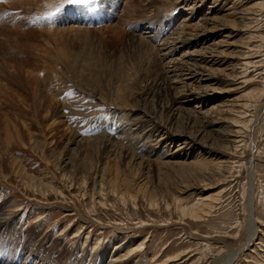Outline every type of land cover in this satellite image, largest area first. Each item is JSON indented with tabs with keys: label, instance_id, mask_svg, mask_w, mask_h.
<instances>
[{
	"label": "rangeland",
	"instance_id": "obj_1",
	"mask_svg": "<svg viewBox=\"0 0 264 264\" xmlns=\"http://www.w3.org/2000/svg\"><path fill=\"white\" fill-rule=\"evenodd\" d=\"M29 1L0 0V203L10 211L0 264H106L114 250L109 264H264V0H214L210 15L225 30L214 38L226 41L213 48L226 60L213 65L212 99L190 115L172 113V88L156 92L168 58L141 41L190 31L213 0L193 19L178 0H103L51 20L38 18L55 0ZM153 119L194 134L198 148L170 159L152 138H125L135 120L148 128ZM101 135L116 149L100 145ZM115 174L132 190L114 194Z\"/></svg>",
	"mask_w": 264,
	"mask_h": 264
},
{
	"label": "bare ground",
	"instance_id": "obj_2",
	"mask_svg": "<svg viewBox=\"0 0 264 264\" xmlns=\"http://www.w3.org/2000/svg\"><path fill=\"white\" fill-rule=\"evenodd\" d=\"M33 1L34 0H32V1L30 0L29 1L30 4H31V2L33 3ZM178 1H179V4L180 3L182 4V8H184L186 10V12H185V18L184 19H186V16H189V17H187V19H193L194 17H196L199 14V7L204 3V0H178ZM210 3H212V4L209 5L208 11L206 13H204V14L201 15V21L197 22L196 23V27L192 28L190 31L183 29V31H181L182 34H176L175 36H173V35L172 36L166 35V37H163L162 38V42H160L161 44H159V43L155 44V42L157 41V39H159L158 38L159 36H154L153 34H150L148 36L150 38V39H148V41H147V37H145V36L144 37L142 36V38H145L146 41H141L140 40L141 42L145 43L146 45H148L149 43H151L152 46L157 47V49H158V53L157 54L159 56V59L160 60L162 59L161 61H163V60H165V59L168 58L167 61L162 64V67H161L162 70L159 72L160 78H158L161 81L166 80V82L165 83H162L161 81L160 82H157L156 83V92H158V93H160V92H167L168 90L170 91V88H172L174 90V91L171 92V93H173V95H171V98H169L170 105L169 104L168 105L170 107V110H172V113L175 114V115L176 114L180 115V111L181 110H187V111L190 110L189 112H187V113H189V115L192 112H198V111L201 110L199 107L202 105V103H203V105H205V103H207V101L209 102L210 99H212L211 98L212 95L208 91V90H210L208 83L209 82L211 83L212 80H215L216 79V77H215L216 76L215 75L216 74L215 73L216 72V69L213 68V65H215V64H217L219 62L221 64V63H223L224 60H226V59H223L222 58L223 56H222L221 53L215 52L216 49L213 48V47L216 46V44H218L219 41H223V40L226 41V38L224 37L225 38L224 39L223 37H221V39H219V40H217V38H214L215 33L217 31L223 29L224 27H221V26H219L218 23H216V20L214 19V17H216L215 16L216 14L215 15H212V16L210 15L211 13L213 14V12H214L213 9H214V7H216L215 4H214V0L212 2H210ZM130 5H132V4H130ZM128 6H126V7H128ZM133 9L134 8H131V10H129V12L132 13L134 11ZM248 10H250V9H248ZM250 18H253V17H249V19ZM253 21H254V18L253 19H250V22H253ZM148 22H150V21H148ZM185 25H186V23L184 24V26ZM154 26H155V28L157 27L156 22L155 21L154 22L152 21V22H150V25L148 26V29H152V28H154ZM158 30H159V28H158ZM158 30H157V32H158ZM223 31H225V30L223 29ZM160 33H162V32H160ZM160 33L158 35H160ZM175 33H177V32H175ZM253 37H254V35L251 34L250 35V38H253ZM200 44H201V47H198ZM189 45H191L190 48L194 47L191 51H190V49L183 51L182 55L179 56L178 58L176 56H174L175 53H176V51L180 50L182 47L187 48ZM184 57H187V61L186 60L183 61L184 60ZM190 60H191V64H188V62ZM161 61H160V63H162ZM170 63H171V65H170ZM234 63L229 64V66H228V68L231 67L232 68L231 70H233V71H235L236 68H239V66L238 65L235 66ZM241 63H243V62H241ZM242 68H243V66L240 67V70L238 69L235 72H237V73L242 72L244 70ZM179 77H180L179 80L181 81V84L180 85H176L174 83V81H176L174 78H177L178 79ZM200 80L201 81H205V83H204V86L205 87L203 85L200 87ZM195 81H198L199 83L196 85V82ZM207 85H208V88L209 89L206 88ZM119 92H120V90H119ZM152 92L154 93V91H152ZM121 95H122L121 93H120V95L118 94L117 95V98L118 99H121L122 98ZM197 101H199L200 103L198 102L199 104H197L195 106H192L190 109H188V107H190L188 105H193V103H195ZM184 106H187V108H183ZM124 108H125V106H124ZM50 115H52V114H50ZM187 116L188 115H186V117ZM151 119H152V117H151ZM151 119H150V121L152 122ZM187 119H188V117H187ZM202 120H203V117H202ZM153 122H155V123H153L152 127L145 128V125L142 124L143 122H141L140 120L139 121L138 120H135L133 124H135V125L138 124V125L134 129H132V131L130 130V132H129V130H128V132L125 134V136H128V137H125V138H128V139L129 138L130 139L132 138V139H137V140H142V138H145V137L152 138V140H154V142L156 144L163 145L162 147L164 149L165 148H168L167 151H169V152L167 154H165L166 156L174 155L175 153H178L183 148L184 149H188V150H185V151H189V150L190 151H193V150H195V149L198 148L197 146H195L194 148H192V146H194V144H198L199 143L196 140V136H194V134L192 135L190 133H187L186 130H185V132H178L177 133L176 131L175 132L172 131L171 130L172 128L170 129V127H167V125L165 126L162 123L156 122L155 119H153ZM208 126L209 127L207 128V130L209 132H211L212 130H215L216 131V129L213 128V123L212 122L209 123ZM146 127H147V125H146ZM5 131H7V129ZM190 132H191V129H190ZM218 132L220 133V131H218ZM186 133H187V135L181 140L182 141L181 148L179 147L178 149L172 151V149L170 148V145L174 142V140L177 137V135H180V134L184 135ZM6 134L8 135L7 132H6ZM200 135H202V134H200ZM228 135L229 136L230 135L233 136L231 138V140L233 139L232 141H235L236 142V141L240 140V139H238L239 136L237 134L234 135V134L231 133V134H228ZM228 135H225V136L228 138L229 137ZM97 139L100 140V142H98V143H100V145H103L105 147H108L109 148V151L112 152L114 149H116V145L112 144V141L110 140L109 137H106L104 135H101V136H98ZM227 144H229V143H227ZM231 147L233 148L234 145L231 146ZM120 148H122V147L121 146H118V149H120ZM123 152H124L123 153L124 157H128L129 156V153L127 152V150L126 151H123ZM115 153H117V152H115ZM130 156H131L130 157L131 159H136V157L133 156L132 154ZM173 157L174 156H171L169 158L171 159ZM65 162H66V160H65ZM222 162H224V161H222ZM219 164H221V165H219L221 167L226 166L225 163H224V165L222 163H219ZM249 175L251 176L252 173L249 174ZM111 179H110L111 180L110 190L114 194H117V196L118 195L119 196H122L123 195L122 194V190L124 191V193L126 191L132 190V188L129 187V184H126L127 181H124L125 183L124 182H122V183L119 182L120 180H119V177L117 176V174H115ZM110 180H109V182H110ZM122 184H126L125 185V188L126 189L125 188H121L122 187ZM250 184L252 185V179L250 180ZM32 185L35 188L37 186V183L34 181L32 183ZM40 185H42V181L41 180H39V184H38L39 189H35V190H38L41 193L44 188H43V186H40ZM103 187L104 186H103L102 180H101L99 191H102L103 192ZM250 191L248 193L249 201H251L250 198L252 197L250 195V194H252ZM247 207H248L247 208V214L249 215L248 216L249 217V227L248 228L250 229L249 230V238H248V240L251 241L253 239V236H254L253 234L257 231V224H256L257 223V219H256V217L254 215H252L250 206L248 205ZM9 213H10L9 209L4 208V204H2V202H1L0 203V223L2 221H4L5 219H7L6 217L9 215ZM114 251H113V253H111L112 255H109L108 254L105 257V263L106 264H109L110 263V260L112 259L113 254H117ZM237 251H238V249H235L233 251V253L231 255L232 258L235 256V254L237 253Z\"/></svg>",
	"mask_w": 264,
	"mask_h": 264
},
{
	"label": "snow or ice",
	"instance_id": "obj_3",
	"mask_svg": "<svg viewBox=\"0 0 264 264\" xmlns=\"http://www.w3.org/2000/svg\"><path fill=\"white\" fill-rule=\"evenodd\" d=\"M102 4L103 0H55V11H49L45 16L38 19L51 20L54 16L61 14L65 8L72 6H82L86 11L99 10ZM66 95H70V93Z\"/></svg>",
	"mask_w": 264,
	"mask_h": 264
}]
</instances>
